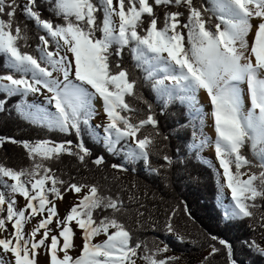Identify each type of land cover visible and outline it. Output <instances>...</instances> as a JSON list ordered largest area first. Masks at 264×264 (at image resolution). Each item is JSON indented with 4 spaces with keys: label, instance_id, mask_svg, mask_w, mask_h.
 Returning a JSON list of instances; mask_svg holds the SVG:
<instances>
[{
    "label": "snow or ice",
    "instance_id": "obj_1",
    "mask_svg": "<svg viewBox=\"0 0 264 264\" xmlns=\"http://www.w3.org/2000/svg\"><path fill=\"white\" fill-rule=\"evenodd\" d=\"M27 22L37 41L31 52L25 51L32 47ZM125 53L139 76L124 66ZM0 57L6 62L0 113L20 97V117L63 137L0 138V147L20 145L27 161L17 168L0 164V264H180L167 255V244L136 238L128 221L138 232L147 219L133 191L138 185L112 191L58 167L71 157L102 172L105 156L94 154L88 141L122 161L111 164L113 170L126 173L140 164L167 187L173 170L187 166L189 152L196 159L212 149L218 192L231 198L229 204L221 199L223 219L253 227L259 210L264 234V0H210L208 6L200 0H0ZM138 84L149 87L162 108L178 101L191 116H210L215 138L194 127L185 160L168 155L160 143L169 138ZM201 91L210 113L199 107ZM128 97L145 106L143 118ZM69 193L73 202L61 214L59 203ZM178 211L191 220L185 205L168 206L163 222L149 227L184 243L174 223ZM241 250L264 261V245L256 240L241 238L237 249L212 235L200 264L219 255L225 264H242Z\"/></svg>",
    "mask_w": 264,
    "mask_h": 264
},
{
    "label": "trees",
    "instance_id": "obj_2",
    "mask_svg": "<svg viewBox=\"0 0 264 264\" xmlns=\"http://www.w3.org/2000/svg\"><path fill=\"white\" fill-rule=\"evenodd\" d=\"M196 2V0H194ZM208 6L210 0H200ZM18 19L21 25H25V20L18 13ZM29 28V43L31 48L25 51H32L36 46V36L33 26L27 22ZM5 60L0 57V74L5 72ZM124 66L128 67L133 76H139L140 73L132 67V63L125 53ZM137 92L145 100H148L153 107V111L157 114L159 120L160 131L163 135L168 136L167 141L160 143V148L168 155L179 160H185L186 145L192 143L191 133L195 127L198 132L205 134V118L191 116L187 105H181L178 101L168 108L160 107V101L151 89L143 84H138ZM20 97L12 98L8 102V111L0 113V138H14L17 140H34L39 138H63L58 133H46L41 131L34 125L20 117L15 112V105L21 102ZM131 105L140 109L139 118L146 115L145 106L138 100L126 98ZM183 122V123H181ZM94 149V154L104 155L107 161V167L103 171H98L94 166L89 165L87 168H81L78 162L71 157H64L58 167L67 175L69 172L79 180L87 179L89 182L102 184L104 187H111L112 191H117L121 187L129 188L130 185H138L136 196L143 200L145 215L147 219L141 218L143 228L138 232L134 221L129 220L130 226L133 228L136 238L148 241L156 240L161 247L164 244L170 248L169 253H173L180 258V264H196L207 252L210 238L216 235L219 239H226L239 249L240 239H254L257 242L264 241V234L259 230L258 220L261 212H257V222L253 227L247 226L243 221H233L230 224L225 222L222 213L224 207L219 199L220 194L216 184L217 176L214 167L201 159V153L198 158L192 159V153H188V163L185 166L181 163L173 170L171 186H164L163 182L153 180L152 176L140 165L130 166L131 170L121 173L113 170L110 165L113 163H121L118 157L109 156L99 144H93L88 141ZM0 164L11 166L13 168L27 166L26 157L23 149L18 144L5 143L0 147ZM106 178V179H105ZM125 198L128 193H125ZM127 202V201H126ZM133 203V213H135L136 205ZM185 205L191 214V220L188 219L186 213L177 212L174 221L177 230L184 236L185 242H178L175 235L169 234L159 228L153 232L149 225L153 221L159 219L162 223L164 217L161 211L168 206L180 208ZM195 241V242H193ZM162 242V243H161ZM238 259L242 264H264V261L247 250H241L238 253ZM213 264H225L223 255H219L213 260Z\"/></svg>",
    "mask_w": 264,
    "mask_h": 264
},
{
    "label": "rangeland",
    "instance_id": "obj_3",
    "mask_svg": "<svg viewBox=\"0 0 264 264\" xmlns=\"http://www.w3.org/2000/svg\"><path fill=\"white\" fill-rule=\"evenodd\" d=\"M202 92H203V91H202ZM27 99H28V102H29V103H32V102L34 101V98H33V97H28ZM198 101H199V107L201 108V110H202L204 113H210V112H211V106H210L209 101H208V98H207V96H206V94H205L204 92H203V93H201V92L198 93ZM36 102H39V101L37 100ZM204 103H205V104H204ZM96 108H97V107H96ZM97 109H98V108H97ZM102 118H103L102 116H101V117H97V119L94 120L93 123H94V124H95V123H100V121H101ZM208 119H209V117H205V119H204V121H205L204 131H205V134H206L207 137H209V138H213V139H214V138H215V137H214V134L208 132V129H207V128L209 127ZM211 152H214V151H213L212 149L205 148V149L202 151V153H201V159H202L204 162L208 163V164H209V162H211V163H215L214 159H213V158H210V157L208 156V154L211 153ZM215 170H216V169H215ZM221 199L224 200V204H229V203H231L230 193L225 194L223 197L220 196V199H219L220 203H221ZM72 202H73V196H72L71 193H69L68 195L65 196L64 200H63L62 202L59 203V211H60V213L63 214V213L66 211V209H68V207L72 204ZM19 203L22 205V204L24 203L23 199H20V200H19ZM221 205H222V204H221ZM222 206H223V205H222ZM223 207H224V206H223ZM260 243H261V244H264V241H261ZM205 254H206V253H205ZM205 254H204V255H205ZM167 255H170V256H177V255H175V254H173V253H168ZM2 258H5V257H0V259H2ZM200 262H201V259H200L196 264H200ZM182 264H184V263H182Z\"/></svg>",
    "mask_w": 264,
    "mask_h": 264
},
{
    "label": "bare ground",
    "instance_id": "obj_4",
    "mask_svg": "<svg viewBox=\"0 0 264 264\" xmlns=\"http://www.w3.org/2000/svg\"><path fill=\"white\" fill-rule=\"evenodd\" d=\"M201 92H202V91H201ZM202 93H203V92H202ZM204 104H205V103H204ZM95 106H96L98 109H100V108H101V102H100V101H97ZM208 124H209V127L207 128V129H208V132L214 134V137H215V132H214V128L212 127V120H211L210 116H209V119H208ZM208 156H209L210 158H213V159H214V152L209 153ZM76 243H77V244L80 243L79 239L76 240ZM43 259H44V257L42 256V257H41V260H43Z\"/></svg>",
    "mask_w": 264,
    "mask_h": 264
},
{
    "label": "built area",
    "instance_id": "obj_5",
    "mask_svg": "<svg viewBox=\"0 0 264 264\" xmlns=\"http://www.w3.org/2000/svg\"><path fill=\"white\" fill-rule=\"evenodd\" d=\"M262 245H264V244H262Z\"/></svg>",
    "mask_w": 264,
    "mask_h": 264
},
{
    "label": "crops",
    "instance_id": "obj_6",
    "mask_svg": "<svg viewBox=\"0 0 264 264\" xmlns=\"http://www.w3.org/2000/svg\"><path fill=\"white\" fill-rule=\"evenodd\" d=\"M202 93V92H201Z\"/></svg>",
    "mask_w": 264,
    "mask_h": 264
}]
</instances>
